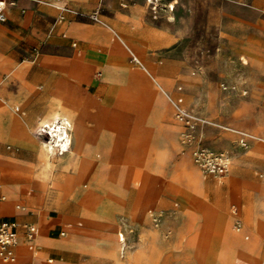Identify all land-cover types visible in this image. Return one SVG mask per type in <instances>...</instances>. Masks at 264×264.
Instances as JSON below:
<instances>
[{
    "label": "rangeland",
    "instance_id": "obj_1",
    "mask_svg": "<svg viewBox=\"0 0 264 264\" xmlns=\"http://www.w3.org/2000/svg\"><path fill=\"white\" fill-rule=\"evenodd\" d=\"M218 1L223 13L212 20L200 12L182 21L185 35L179 38L182 51L176 55L183 64L164 70L170 85L161 97L153 95L152 82L163 91L156 70L146 68L153 76L149 77L141 66L131 63L128 51L130 71L137 72L136 84L116 86L105 100L103 93L98 94L102 100L97 105L82 95L84 88L92 93L97 90L89 80L81 83L90 68L86 74L76 72L79 82L74 86L75 81L62 74L53 87V101H43L38 111L30 108L29 115H36L27 134L21 136L12 126L8 130V142L29 147L39 156L35 143L27 139L43 141V121L56 97L74 100L75 112L84 119L86 146L92 156L80 173L71 176L68 170H60L59 163L60 171H56L39 156L41 161L32 169L37 176L30 178L42 182L48 191L56 190L60 198L74 201L80 213L77 224L102 219L92 227L102 230L101 237L112 250L106 251L101 264H245L240 243L263 234L264 11L245 15L233 5L235 0ZM97 65L103 75H113L101 63ZM6 91L17 94L21 88L4 82L0 96ZM41 91L29 88L31 95ZM179 97L181 107L199 120L191 131L176 118L171 104ZM86 104L89 109H84ZM8 105L13 112L18 106L16 114L27 117L28 111L19 102ZM96 109L103 115H92L90 110ZM156 111H168L170 116H155ZM157 119L163 121L164 129L154 133ZM96 124L103 132L91 133L88 125ZM242 134L250 137L245 147L240 144ZM92 135L94 141L101 135L94 148H90ZM197 147L227 155V173L205 175L193 161ZM105 148L110 162L104 165ZM72 178L74 185L67 186ZM84 202L99 212L90 213ZM119 233L124 237L122 249L116 242ZM246 246L247 251L253 248L251 243Z\"/></svg>",
    "mask_w": 264,
    "mask_h": 264
},
{
    "label": "crops",
    "instance_id": "obj_2",
    "mask_svg": "<svg viewBox=\"0 0 264 264\" xmlns=\"http://www.w3.org/2000/svg\"><path fill=\"white\" fill-rule=\"evenodd\" d=\"M9 1L12 4L7 5L6 21L0 23V84L17 83L21 92L10 95L6 91L0 96V224H17L18 243L12 264H101L106 251L112 250V246H107L102 239V230L96 228L102 219L87 225L77 224L80 213L79 208L75 210L74 201L60 198L56 190L48 191L42 182L30 178L37 176L32 169L40 158L29 147L8 142L7 133L12 120L21 118L16 114L20 108L15 107L14 113L8 103L19 102L28 111V118L31 107L38 111L43 101H53V87L62 74L73 79L74 86L79 82L76 72L90 68L89 76L81 83L89 80L97 90L92 93L84 88L82 95L98 105V100L110 98L109 94L116 86L138 82L137 72H131L128 66L126 46L144 61L143 65L130 54L131 63L156 70L163 91L152 82L153 95L161 97V92L165 94L164 90L170 85L164 70L179 68L183 64L176 55L182 51L178 48L179 38L185 35L182 21L193 19V15L200 12L212 20L215 15L223 13L222 2L158 0L159 9L154 19L147 0ZM233 5L239 6L238 10L245 15H258L264 11V0H235ZM63 7L85 14L97 11L99 22L71 13H63V20H60L62 12L59 8ZM100 63L113 75H103L102 68L97 65ZM36 87L42 91L31 95L29 88ZM102 93L104 97L99 99L98 94ZM90 112L97 117L103 115L98 109ZM159 114L164 118L170 116L168 111L154 112L155 116ZM162 122L154 120V133L162 130ZM88 126L91 133L93 130L103 132L97 125ZM27 130L18 126L21 136L27 134ZM101 135L95 141L91 136L90 148L97 145ZM132 152L133 148L130 163L133 162ZM107 157L105 148L104 165L110 162ZM18 202L21 205H16ZM84 207L92 214L100 210L92 211L86 202ZM25 225L36 230V237L31 242L26 239ZM250 243L253 248L247 251L246 245ZM250 243H240V257L245 264H262L264 231Z\"/></svg>",
    "mask_w": 264,
    "mask_h": 264
},
{
    "label": "bare ground",
    "instance_id": "obj_3",
    "mask_svg": "<svg viewBox=\"0 0 264 264\" xmlns=\"http://www.w3.org/2000/svg\"><path fill=\"white\" fill-rule=\"evenodd\" d=\"M126 49L132 53V51L127 46ZM131 55L134 56L133 53ZM141 68L144 71H147L143 66H141ZM81 71L83 74H86L87 70L82 69ZM147 74L149 77L153 78V76L148 71ZM156 81L160 85V81L157 79ZM73 90H75V88ZM75 107L76 105L74 106L73 99H67L63 96L56 97L53 108L47 112L48 115L46 120L43 121V125L46 127L45 133L42 135L43 141L32 139L30 136L27 139L30 143H35L41 160L45 162L48 167L54 168L56 171L68 170V176H71L74 173H80L83 169V163H85V160L92 156L90 150L88 149L89 146H86L84 119L81 114L75 112ZM86 108L89 109L88 104H86V107H84V109ZM33 118L34 113H31L26 119L15 118L12 120L10 126L18 129V126L21 127L22 125L26 131L29 128L30 122ZM57 163H59L61 166L60 170ZM73 180V178L68 180L66 185H74ZM119 238L120 240L117 239L116 242L118 243L120 249H122V246H124V237L120 233ZM38 240H40V238Z\"/></svg>",
    "mask_w": 264,
    "mask_h": 264
},
{
    "label": "built area",
    "instance_id": "obj_4",
    "mask_svg": "<svg viewBox=\"0 0 264 264\" xmlns=\"http://www.w3.org/2000/svg\"><path fill=\"white\" fill-rule=\"evenodd\" d=\"M153 18H156L157 11L159 9L158 0H147ZM12 4V2H7V0H0V23L6 21V8L7 5ZM170 8V6H168ZM62 14L59 19L63 20V13H71L75 16L86 18L92 22H99L98 12L95 11L90 14H85L72 10L70 8H59ZM134 61H136L133 58ZM182 99L172 100L171 104L176 111V118L183 122L191 131L194 128L195 123L199 122L198 118L189 114L185 109L181 107ZM240 138V144L242 147L246 146L247 139L249 136L242 134ZM191 135L187 134L185 139L187 142L191 141ZM193 161L200 168V170L208 176H224L229 168L230 161L229 157L223 153H210L206 149L197 147L193 153ZM25 230V236L28 241H33L36 237V230L28 225L23 226ZM18 243V232L17 224L15 222H2L0 224V262L5 264L13 263L15 261L14 248Z\"/></svg>",
    "mask_w": 264,
    "mask_h": 264
}]
</instances>
